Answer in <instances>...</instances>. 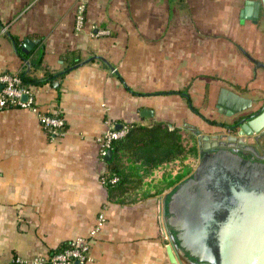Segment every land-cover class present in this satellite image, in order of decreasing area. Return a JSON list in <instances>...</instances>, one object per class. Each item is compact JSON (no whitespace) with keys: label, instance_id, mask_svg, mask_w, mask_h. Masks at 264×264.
Segmentation results:
<instances>
[{"label":"crops","instance_id":"1","mask_svg":"<svg viewBox=\"0 0 264 264\" xmlns=\"http://www.w3.org/2000/svg\"><path fill=\"white\" fill-rule=\"evenodd\" d=\"M78 1L0 0V70L32 67L19 54L14 35L22 39L21 47L26 38L44 37L40 76L46 69H64L65 55L82 61L101 54L118 70L94 58L71 68L56 80L59 86L33 85L40 107L66 117L67 130L60 135H50L32 109L0 107V262L15 254H48L64 240L84 235L91 259L82 264H174L161 214L163 197L192 175L200 155L186 151L154 165L124 157L130 186L110 197L101 181L106 163L99 156L98 136L118 122L180 128L188 118L203 127L207 120L184 92L201 113L217 119L210 114L221 89L239 90L227 80L240 63L250 73L255 70L252 83L240 86L251 89L247 96L259 95V104L264 22L241 20L245 0H89L86 23L78 28ZM181 88L187 90L157 92ZM144 108L154 114L143 115ZM177 160L194 168L179 180L184 166L174 168ZM102 209L106 222L91 237Z\"/></svg>","mask_w":264,"mask_h":264},{"label":"water","instance_id":"2","mask_svg":"<svg viewBox=\"0 0 264 264\" xmlns=\"http://www.w3.org/2000/svg\"><path fill=\"white\" fill-rule=\"evenodd\" d=\"M240 17L243 22L246 19H251L256 24L264 22V0H245ZM34 43L33 39L26 38L22 49L28 53ZM94 58L103 59L113 70L118 71L101 54L92 55L79 61L77 65ZM27 63L30 68V61L27 60ZM54 85L59 86V81H54ZM2 87L3 84H0V88ZM27 97L24 94L23 98ZM252 102V97L239 94L228 87H223L218 97V107L227 115L244 112L251 107ZM141 113L152 115L154 109L144 108ZM254 115L246 122H243L244 119L240 121V134L251 137L258 134L255 136L258 137L264 131V105ZM116 127L121 128L122 122L116 123ZM223 138L224 134L199 133V144H204L205 149L210 150L203 154L202 161L196 168V176L180 182L169 200L167 195L163 197V221L167 226V211H173L174 201H183V214H188L195 208L202 219L191 220L185 216L182 220L179 218L180 221L177 222L182 226L180 239L187 243L193 236L194 248L199 247L197 252L205 250V245L211 242L217 252L215 264H264V170L261 169L264 168V161L238 154ZM229 138L238 137L231 135ZM211 140H214L212 146L209 143ZM256 143L259 145L261 142L257 139ZM211 147L219 148L212 150ZM258 153L256 150L257 156ZM112 156L113 150L110 148L105 157L110 160ZM258 158L262 159L263 156ZM222 208L226 209L227 215L219 219L217 217ZM170 221L173 223V217ZM167 250L172 262L182 264L172 237Z\"/></svg>","mask_w":264,"mask_h":264},{"label":"trees","instance_id":"3","mask_svg":"<svg viewBox=\"0 0 264 264\" xmlns=\"http://www.w3.org/2000/svg\"><path fill=\"white\" fill-rule=\"evenodd\" d=\"M14 40L17 43L18 52L21 57L31 61V69L21 70L18 74L22 78V82L26 86L43 85L47 82L53 83L56 80H62L66 74L75 67L80 59L77 55H65L68 61L67 66L59 71H51L46 69L42 76L38 75L37 70L44 68V56L46 51V44L44 37L36 36V42L32 49L26 53L22 50V39L14 35ZM130 88V87H129ZM131 90H133L131 88ZM187 88L180 90H164L157 91L163 93L169 92H183ZM133 92H136L133 90ZM61 97V89L59 88L58 99ZM187 101L194 111L201 114L206 120L216 122V119L205 116L200 112L193 102L190 94L186 95ZM127 123V122H126ZM130 127L126 135L112 140L111 149L113 156L110 160L105 161L106 172L103 174L107 178L104 183L109 190L110 197H115L123 194L129 188V180L131 179V172L126 171L124 164V157L131 158L133 161L142 160L144 163L154 165L173 156L182 155L185 152V145L181 143L179 127L170 128L163 126L162 122L153 125H142L136 123H129ZM138 167V166H136ZM117 175L119 177L117 182H111L109 179ZM72 239H66L57 247L51 249V253L59 251L66 247Z\"/></svg>","mask_w":264,"mask_h":264},{"label":"built area","instance_id":"4","mask_svg":"<svg viewBox=\"0 0 264 264\" xmlns=\"http://www.w3.org/2000/svg\"><path fill=\"white\" fill-rule=\"evenodd\" d=\"M89 0H79L76 9V26L82 28L86 23V9ZM0 84L3 87L0 88V107H23L34 110L39 117L40 123L48 130L50 135H60L67 130V119L58 110L43 109L37 104L36 92L33 85L26 86L22 82L21 76L18 72H9L0 70ZM24 94H27V98L24 99ZM129 123H122L121 128H117L116 124H113L108 130L98 136L99 142V154L102 161H106V154L108 149L111 148L113 139L120 138L129 130ZM186 146V143L183 142ZM168 163H164L163 166L157 167V171L163 169ZM183 165L182 161L177 160L174 164V168L181 169ZM106 167L102 168L101 181L107 182V178L103 176L106 172ZM156 173V171H154ZM119 177L117 175L111 177V182H117ZM107 219V214L104 209L99 212L98 219L93 228L89 231L91 237H95L103 228ZM91 259L90 256V240L87 236H78L63 249L48 254H36L33 256H25L22 254H15L7 262L0 264H82ZM79 262V263H77Z\"/></svg>","mask_w":264,"mask_h":264},{"label":"flooded vegetation","instance_id":"5","mask_svg":"<svg viewBox=\"0 0 264 264\" xmlns=\"http://www.w3.org/2000/svg\"><path fill=\"white\" fill-rule=\"evenodd\" d=\"M262 65H264V63ZM237 92L239 94L247 96V94L241 90H238ZM248 96L253 98V102H252L251 107L244 110V112H242L238 115H227L225 113V114H223L225 117H223L222 119H216V122H212V121L207 120L208 125H210V127H211V129L207 133L224 134L223 139H225V143L231 144L234 151H236L238 154H240L246 158H250L252 160L258 159L260 161H264V131L261 134H259L258 137H255L258 134H255L252 137L250 135L240 134V131L242 129V126H241L242 123H240V121L242 119H244L243 122H246L249 119L253 118L255 116L254 114H256L264 105V95H261L262 101L259 104H257V100H258L257 98H259V95H257V96L256 95H248ZM217 108L220 109L219 107H217ZM221 112H223V111H221ZM228 125L230 127H227ZM195 133H196V135H195L196 137L194 139L195 141H194L193 146H195L196 152L200 155L199 162H198V165H199L202 161L203 154L210 149L207 150V149H205L204 144H202V145L199 144L198 135H199V133H201L200 128H196ZM231 135L237 136L238 138H229ZM257 139H259L261 142L259 144L260 146L257 144L258 142L256 143ZM213 141L214 140H211L209 142L211 146L213 145ZM219 141H221V140H219ZM211 148H213L212 150H215L219 147H215V148L211 147ZM256 150L259 152L258 156H263L262 159L258 158V156L256 155ZM198 165H197V167H198ZM261 169H262V171L264 170L263 167H261ZM195 176H196V169H195V171H193L192 175H190L188 178L195 177ZM188 178H186V179H188ZM170 195H169L168 200L170 199ZM167 202L169 203V201H167ZM168 203H167V210L169 208ZM184 207L185 206H183V201H174V203L172 205L173 211H171V212L169 210L167 211V226L165 224L164 225H165V232H166V235L168 238V242H170V238L172 237V239L174 240V242L176 244V249H177V253L179 255L180 263H182V264H215L214 260L217 259V252H216V247L214 245L212 246L211 242H208L205 245V248H204L205 250H202L201 252L200 251L197 252V249L199 247L196 246V248H194L193 240H192L193 236L191 237V240L189 239V241L187 243L184 242L183 239H180L179 235L182 232L181 231L182 226H181V223L177 222V220H179V221H180V219L182 220L184 218V216L186 218H190L191 220L202 219L201 215L199 213H197V210L195 208H192L188 214L187 213L183 214L184 209H185ZM226 215H227L226 209L222 208V209H220V213L218 214L217 218L222 219V218L226 217ZM171 217H173V223H171V221H170ZM183 242L185 244H183Z\"/></svg>","mask_w":264,"mask_h":264},{"label":"rangeland","instance_id":"6","mask_svg":"<svg viewBox=\"0 0 264 264\" xmlns=\"http://www.w3.org/2000/svg\"><path fill=\"white\" fill-rule=\"evenodd\" d=\"M78 3H79V1H78ZM78 3H77V6H78ZM245 64H247L249 66V68L252 67L254 69V64L253 63L246 61ZM241 65H242V63H240L238 69H236L234 72L233 71L231 72L234 76H231L233 78L228 79L227 81H229V84H231L234 88H237V89H239V90H241V91H243L245 93H249L250 94L251 89L248 86L244 88V87H242L240 85H241V83H244L246 81H247L246 82L247 85H249V83H252V82H250V80L253 77H255V70L250 73V69H247V67H246L245 70H244V66H245L244 64L242 65L243 69H241L240 68ZM233 80H237L238 84L240 83L239 86L233 84L234 83ZM263 80H264V78H263ZM181 89H183V88H181ZM258 90L264 91L263 89H260V88ZM196 107L199 108L198 106H196ZM211 111L212 112H211L210 115L213 116V117H216L217 119L225 117L224 115L219 113V111H218V109L216 107H214ZM210 118H212V117H210ZM213 119H215V118H213ZM202 123H203L202 124L203 127L200 128V126H198L194 122H190L188 120V118H185V120L182 123V127H180L179 134H180L181 143H183V142L186 143V146L184 147L185 148V152L189 151L191 153V155H193V156H194V154H196V148H195V146H193L194 141H195L194 139L196 137L195 136L196 135V133H195L196 132V128H200V130H202L203 132H209V130L211 129L210 125H208V124H206L204 122H202ZM184 153H182V154H184ZM99 156H100V154H99ZM183 166H184L183 170L178 175L177 180L182 179L183 176L188 175L191 171L194 170L193 167H191V166H189L187 164H185ZM165 181H167V179H165ZM173 181L175 182L176 179L172 180L170 183H172ZM166 240L168 241V238H166ZM40 254H42V253H40Z\"/></svg>","mask_w":264,"mask_h":264}]
</instances>
